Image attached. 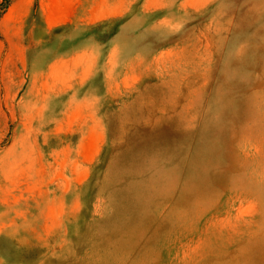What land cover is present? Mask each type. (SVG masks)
<instances>
[{
  "label": "rangeland",
  "instance_id": "1",
  "mask_svg": "<svg viewBox=\"0 0 264 264\" xmlns=\"http://www.w3.org/2000/svg\"><path fill=\"white\" fill-rule=\"evenodd\" d=\"M0 264H264V0H14Z\"/></svg>",
  "mask_w": 264,
  "mask_h": 264
},
{
  "label": "trees",
  "instance_id": "2",
  "mask_svg": "<svg viewBox=\"0 0 264 264\" xmlns=\"http://www.w3.org/2000/svg\"><path fill=\"white\" fill-rule=\"evenodd\" d=\"M14 0H0V18L8 10Z\"/></svg>",
  "mask_w": 264,
  "mask_h": 264
}]
</instances>
